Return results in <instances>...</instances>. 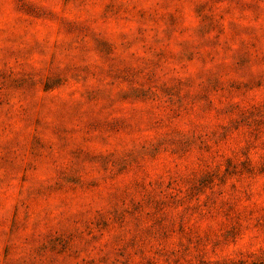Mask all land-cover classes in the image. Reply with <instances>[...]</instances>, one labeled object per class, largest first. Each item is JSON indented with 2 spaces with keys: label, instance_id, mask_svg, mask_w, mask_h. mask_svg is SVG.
Wrapping results in <instances>:
<instances>
[{
  "label": "rangeland",
  "instance_id": "1",
  "mask_svg": "<svg viewBox=\"0 0 264 264\" xmlns=\"http://www.w3.org/2000/svg\"><path fill=\"white\" fill-rule=\"evenodd\" d=\"M0 264H264V0H0Z\"/></svg>",
  "mask_w": 264,
  "mask_h": 264
}]
</instances>
